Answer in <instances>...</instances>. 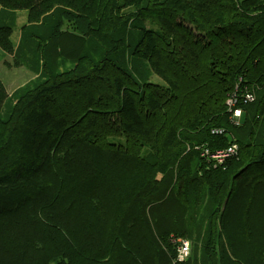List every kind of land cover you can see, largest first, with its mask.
<instances>
[{
  "label": "trees",
  "instance_id": "obj_1",
  "mask_svg": "<svg viewBox=\"0 0 264 264\" xmlns=\"http://www.w3.org/2000/svg\"><path fill=\"white\" fill-rule=\"evenodd\" d=\"M0 48L34 73L0 79V264H264V0H0Z\"/></svg>",
  "mask_w": 264,
  "mask_h": 264
},
{
  "label": "rangeland",
  "instance_id": "obj_2",
  "mask_svg": "<svg viewBox=\"0 0 264 264\" xmlns=\"http://www.w3.org/2000/svg\"><path fill=\"white\" fill-rule=\"evenodd\" d=\"M26 22L25 11L21 12L17 20V24L14 27V32L11 36L14 42L18 41L20 26ZM4 52L0 48V79L3 81L8 93H12L16 88L24 85L30 79L34 77V73L27 69L25 66H18L15 63L12 54H3ZM156 85L165 86V82L160 80L157 76L151 78Z\"/></svg>",
  "mask_w": 264,
  "mask_h": 264
},
{
  "label": "built area",
  "instance_id": "obj_3",
  "mask_svg": "<svg viewBox=\"0 0 264 264\" xmlns=\"http://www.w3.org/2000/svg\"><path fill=\"white\" fill-rule=\"evenodd\" d=\"M247 99H253L251 94H246ZM228 104L230 106H233L236 102V97L233 95L228 99ZM233 118L236 120V122H239V118L241 115L240 109H234L233 110ZM215 132H221L220 130H214ZM238 147L235 143L228 146L226 149L217 151L216 153H210L208 149H204L203 156H208L210 158L216 159L217 162H223L226 158L234 156L237 154ZM179 245L177 246V261H184L190 253V243L186 239H178L177 240Z\"/></svg>",
  "mask_w": 264,
  "mask_h": 264
},
{
  "label": "bare ground",
  "instance_id": "obj_4",
  "mask_svg": "<svg viewBox=\"0 0 264 264\" xmlns=\"http://www.w3.org/2000/svg\"><path fill=\"white\" fill-rule=\"evenodd\" d=\"M228 101V100H227ZM228 103V102H227ZM229 105V104H228ZM230 106V105H229ZM231 107V106H230Z\"/></svg>",
  "mask_w": 264,
  "mask_h": 264
}]
</instances>
